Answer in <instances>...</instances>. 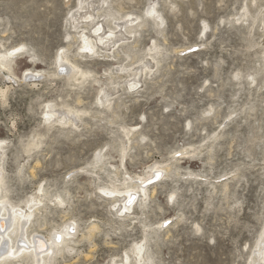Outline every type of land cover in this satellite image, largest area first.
<instances>
[{
	"label": "rangeland",
	"instance_id": "rangeland-1",
	"mask_svg": "<svg viewBox=\"0 0 264 264\" xmlns=\"http://www.w3.org/2000/svg\"><path fill=\"white\" fill-rule=\"evenodd\" d=\"M97 2L75 22L88 0H0V196L26 213L43 188L32 230L44 239L77 225L78 244L50 264H125L138 245L151 264L260 263L264 0ZM136 17L124 44L87 52L98 23L118 34ZM51 109L80 113V127ZM140 181L143 205L119 212L106 193Z\"/></svg>",
	"mask_w": 264,
	"mask_h": 264
},
{
	"label": "bare ground",
	"instance_id": "bare-ground-1",
	"mask_svg": "<svg viewBox=\"0 0 264 264\" xmlns=\"http://www.w3.org/2000/svg\"><path fill=\"white\" fill-rule=\"evenodd\" d=\"M101 2L105 3V0H101ZM85 3H86V0H85ZM96 5H98V2L95 3V0H88V3H87L88 9L86 8L83 9L84 14L78 11L76 15L74 16L75 22L82 21L85 17H88V16L92 18V20L90 21H93V19L95 18L94 13H95ZM147 14L154 21L159 20L162 25L164 24V18L160 15L158 10H156L154 5H152L148 9ZM247 14L248 12H245L244 16H246ZM141 26H142V23L140 22V18L136 17L134 20H131L128 23L119 24L117 26L119 28V32L117 34L114 30H110L107 32L105 30L104 25L98 23L96 25V29L94 28L95 29L94 36H96L97 39L93 40L92 37L89 38V37H85L86 35L84 36L85 49L87 50L88 53L94 54V52L99 51L101 49L100 45L104 47H108L111 42L113 43V48H115L117 45H122L125 43V41L128 40V37L125 38V36H129V35L134 36L136 34L135 28H140ZM66 65H69V61L63 58L60 59L59 66L65 67ZM70 67L72 68L71 72L74 71V74L77 73L76 72L77 67L75 66L74 67L70 66ZM26 74H27L26 79L29 77H32V78L39 77L37 74H34V73H26ZM252 80L254 81L253 78ZM138 83L139 81H136L135 79L134 82L130 85L132 88H136ZM4 95L5 94L3 93V96ZM107 102L109 104V100H107ZM79 114L80 113H77V112H74V114L68 112L67 115L60 114L58 110L54 111L52 109L51 111L47 113L48 120L54 124H58L61 126L72 125L73 127H78V128L80 127V123H82V116H80ZM1 144L2 143H0V145ZM149 175H153V173L150 172ZM160 176L161 174L158 175V178ZM142 183L143 182L140 181V186L139 185L137 186V184H135L136 187H133L130 189L127 188V195L124 196L121 200H119L120 196L118 197L116 195L119 193H115L114 191L109 190L106 193V195L110 199L115 200V205L121 202L123 205H120L119 212H122L123 214H128L132 210H135L137 206H142L143 201L147 197V193L149 189H147V187L145 188L146 184L142 185ZM41 190L40 191L42 192V199L40 198L39 200H37L36 198L37 202L35 201L36 204L30 207V211H28L29 213L28 212L24 213L25 211L24 212L17 211L16 212L17 214H16L13 207L7 204L6 194L5 196L4 195L0 196V264H30V263L31 264H50L52 261L57 262L59 258H63L65 254L67 253V250L73 247L71 245L75 246L78 244L77 242L78 239L76 238L77 225L75 223L74 224L70 223L60 228L59 230L56 231L54 236H50L47 239H44L40 234L36 233L37 231L35 229L32 230L33 228L32 226H34L36 217L42 215V213L46 211L45 201L48 198V195H47L48 193L46 194L43 191V188ZM64 202L65 201L61 199L59 205H64L65 204ZM33 218L35 220H33ZM97 230H98V226L93 225L89 229L88 234L91 236L92 233ZM86 237H87V234L85 233L81 234V240H85ZM260 245H262V248H260ZM260 245H258V249H260L258 251V255H261L262 257V259H260V263L264 264V242L260 243ZM135 249H136V246H135ZM133 254L135 257L133 258V256L132 257L128 256V261L125 264H130V263L132 264L134 261L136 262V264H151V260L149 258H146L149 255V251L146 247L144 246L140 247V245H138L136 254L134 252ZM255 263L260 264L258 263V261H255Z\"/></svg>",
	"mask_w": 264,
	"mask_h": 264
},
{
	"label": "snow or ice",
	"instance_id": "snow-or-ice-1",
	"mask_svg": "<svg viewBox=\"0 0 264 264\" xmlns=\"http://www.w3.org/2000/svg\"><path fill=\"white\" fill-rule=\"evenodd\" d=\"M22 50H23V49H17L16 51L19 52V51H22ZM157 175H159V174H157ZM167 223H170V221L167 222Z\"/></svg>",
	"mask_w": 264,
	"mask_h": 264
}]
</instances>
